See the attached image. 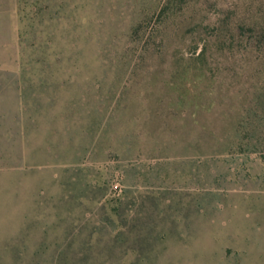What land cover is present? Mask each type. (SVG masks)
<instances>
[{
  "label": "rangeland",
  "instance_id": "374dc122",
  "mask_svg": "<svg viewBox=\"0 0 264 264\" xmlns=\"http://www.w3.org/2000/svg\"><path fill=\"white\" fill-rule=\"evenodd\" d=\"M0 264H264V0H0Z\"/></svg>",
  "mask_w": 264,
  "mask_h": 264
},
{
  "label": "trees",
  "instance_id": "16d2710c",
  "mask_svg": "<svg viewBox=\"0 0 264 264\" xmlns=\"http://www.w3.org/2000/svg\"><path fill=\"white\" fill-rule=\"evenodd\" d=\"M242 29V28H241Z\"/></svg>",
  "mask_w": 264,
  "mask_h": 264
}]
</instances>
